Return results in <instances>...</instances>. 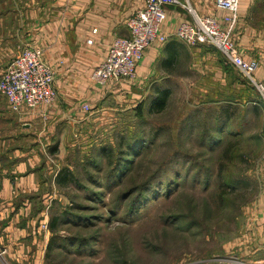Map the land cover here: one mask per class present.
Here are the masks:
<instances>
[{
    "label": "rangeland",
    "instance_id": "rangeland-1",
    "mask_svg": "<svg viewBox=\"0 0 264 264\" xmlns=\"http://www.w3.org/2000/svg\"><path fill=\"white\" fill-rule=\"evenodd\" d=\"M238 16L258 42L248 50H264V0H241ZM198 57L197 72L170 67L138 98L85 104L93 113L81 124L27 135L26 122L2 119L0 188L34 178L14 208L54 238L43 264H264V102L236 71L221 86ZM165 90V109L152 111ZM62 169L70 177L58 186Z\"/></svg>",
    "mask_w": 264,
    "mask_h": 264
},
{
    "label": "crops",
    "instance_id": "crops-1",
    "mask_svg": "<svg viewBox=\"0 0 264 264\" xmlns=\"http://www.w3.org/2000/svg\"><path fill=\"white\" fill-rule=\"evenodd\" d=\"M177 1L189 6L191 11L181 6L166 7L160 34L167 41L164 44L155 42L148 47L136 68L135 78L98 85L91 80V72L104 61L115 38L128 37L126 21L143 7L145 0H0V75L23 47H37L42 50L43 59L54 71L57 91L52 106L36 108L23 116L12 114L7 109L6 100L0 96V123L6 120L11 129L17 121H24L27 123L24 128L27 135L49 134L63 122L67 123L64 125L81 124L93 113L86 114L85 104L91 108L98 104L99 111H103L109 109L101 107L107 101L128 102L138 98L142 87L150 79H167V75L165 78L163 76L170 73L169 68L179 64L186 68V72L182 71L186 75L180 78L190 76L201 67L197 64L199 55L202 62H208L204 67L212 69L217 66L216 70L220 71L217 81L221 86L226 85L225 72L236 70L222 54L213 47H207L222 56L218 58L214 51L206 52L205 47L198 45L200 47L196 50L190 46L186 48L184 58L181 50L185 48L183 45H188L175 38L180 24H193V14L220 19L223 13L216 8L215 0ZM239 22L234 29L238 52L246 60L257 61L258 68L253 79L264 84V50L256 54L248 50L257 48L258 42L251 40L246 30L239 29ZM93 30L96 32L93 33ZM86 40H91L92 44H87ZM209 54L215 55L213 59L216 62L209 59ZM259 96L263 100L260 93ZM14 168L17 170V167ZM18 179L13 183L14 188L8 178L2 181L0 188L4 193L0 202L10 206L6 208L1 205L0 208V249H5L7 254L3 263L43 264V252L49 240L44 225L40 223V226H33L29 217L26 223H22L21 219L25 214L29 215V209L25 207L16 211L14 208L15 201L23 193L32 190L30 187L34 178L28 176L27 180ZM39 216L40 213L35 217L36 221L40 219Z\"/></svg>",
    "mask_w": 264,
    "mask_h": 264
},
{
    "label": "built area",
    "instance_id": "built-area-1",
    "mask_svg": "<svg viewBox=\"0 0 264 264\" xmlns=\"http://www.w3.org/2000/svg\"><path fill=\"white\" fill-rule=\"evenodd\" d=\"M239 2L240 0H215L216 8L223 13L220 19L193 14V24H180L175 38L188 46L204 45L215 48L234 70L255 86L264 101V84L253 79L258 63L255 60H246L239 54L234 38ZM167 6H181L191 11L177 0H145L143 7L126 21L128 37L115 38L104 61L91 72V80L98 85L133 80L136 68L148 47L155 42L164 44L167 41L160 34ZM86 42L92 44L91 40ZM0 96L6 100L7 109L18 116L36 108L52 106L57 98L55 75L43 59L42 50L29 45L22 48L0 75ZM89 110L85 105L84 111ZM5 253V250L0 249V264H4Z\"/></svg>",
    "mask_w": 264,
    "mask_h": 264
},
{
    "label": "trees",
    "instance_id": "trees-1",
    "mask_svg": "<svg viewBox=\"0 0 264 264\" xmlns=\"http://www.w3.org/2000/svg\"><path fill=\"white\" fill-rule=\"evenodd\" d=\"M246 85L249 86V87L255 88V86H252L248 81L246 82ZM167 96H168V93H167L166 90L163 91V92H160L159 95L156 94V96L153 98L152 103L149 104L150 105V109L152 108L151 110L152 111L155 110L157 113L162 112L165 109V106H166L165 102H166ZM69 177H70L69 173L66 170L62 169L55 176L56 185L65 186L66 185V181L68 180ZM56 223H57V220L53 218V221H52L51 225H49V230L55 229ZM53 244H54V238H52L48 242L47 247H46V251L48 250V252H49L53 248L52 247Z\"/></svg>",
    "mask_w": 264,
    "mask_h": 264
}]
</instances>
